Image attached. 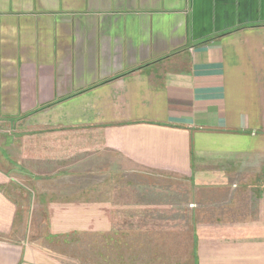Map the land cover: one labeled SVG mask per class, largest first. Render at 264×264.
Masks as SVG:
<instances>
[{"label": "crops", "instance_id": "0c3cea01", "mask_svg": "<svg viewBox=\"0 0 264 264\" xmlns=\"http://www.w3.org/2000/svg\"><path fill=\"white\" fill-rule=\"evenodd\" d=\"M0 125V264H78L57 242L120 217L104 172L193 189L190 264H264V0H0Z\"/></svg>", "mask_w": 264, "mask_h": 264}, {"label": "rangeland", "instance_id": "374dc122", "mask_svg": "<svg viewBox=\"0 0 264 264\" xmlns=\"http://www.w3.org/2000/svg\"><path fill=\"white\" fill-rule=\"evenodd\" d=\"M6 126L0 125V128ZM96 175L120 181V187H106V190H113L112 193L106 192L107 199L113 202L114 210L120 212V217L113 219L111 229L104 233L86 232L69 237L67 244L57 242L54 251L58 259L78 264H160L161 258L165 257L160 256V244L165 243L166 255L172 257H169L168 264H178L177 255L180 264H190V252L194 245V237L187 234L194 229L189 212L192 210L190 202L193 201L194 191L190 186L174 177L124 172ZM132 181H147L152 186H134ZM15 190L23 199V207L32 209L35 197L31 188L18 186ZM135 203L141 205V210L146 209L148 218H144L143 213L142 218L132 220V204ZM48 227L46 219L29 218L26 232L35 228V233L40 236L47 235ZM182 251L185 252L183 256Z\"/></svg>", "mask_w": 264, "mask_h": 264}]
</instances>
